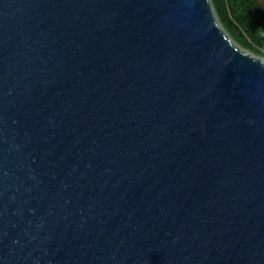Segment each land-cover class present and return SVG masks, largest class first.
I'll use <instances>...</instances> for the list:
<instances>
[{
  "label": "water",
  "instance_id": "water-1",
  "mask_svg": "<svg viewBox=\"0 0 264 264\" xmlns=\"http://www.w3.org/2000/svg\"><path fill=\"white\" fill-rule=\"evenodd\" d=\"M0 264H264V59L210 0H0Z\"/></svg>",
  "mask_w": 264,
  "mask_h": 264
},
{
  "label": "trees",
  "instance_id": "trees-1",
  "mask_svg": "<svg viewBox=\"0 0 264 264\" xmlns=\"http://www.w3.org/2000/svg\"><path fill=\"white\" fill-rule=\"evenodd\" d=\"M210 3L234 43L264 58V1L210 0Z\"/></svg>",
  "mask_w": 264,
  "mask_h": 264
},
{
  "label": "rangeland",
  "instance_id": "rangeland-1",
  "mask_svg": "<svg viewBox=\"0 0 264 264\" xmlns=\"http://www.w3.org/2000/svg\"><path fill=\"white\" fill-rule=\"evenodd\" d=\"M264 1V0H263ZM242 49V48H241ZM251 55H253V56H255V57H258V58H262V59H264L263 57H261V56H257V55H254V54H252L251 53Z\"/></svg>",
  "mask_w": 264,
  "mask_h": 264
}]
</instances>
